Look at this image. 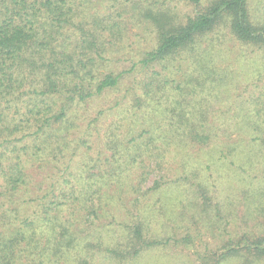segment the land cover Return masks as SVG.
I'll use <instances>...</instances> for the list:
<instances>
[{
	"label": "trees",
	"instance_id": "obj_1",
	"mask_svg": "<svg viewBox=\"0 0 264 264\" xmlns=\"http://www.w3.org/2000/svg\"><path fill=\"white\" fill-rule=\"evenodd\" d=\"M258 4L0 0V264H264Z\"/></svg>",
	"mask_w": 264,
	"mask_h": 264
},
{
	"label": "rangeland",
	"instance_id": "obj_2",
	"mask_svg": "<svg viewBox=\"0 0 264 264\" xmlns=\"http://www.w3.org/2000/svg\"><path fill=\"white\" fill-rule=\"evenodd\" d=\"M263 0H249V6L251 8V12H257L258 10V2H262ZM176 6H178L180 14L184 17L186 15H193V9L192 6L187 5L184 1H175L174 2ZM133 31V30H132ZM129 42V41H128ZM144 44V43H143ZM142 44L141 47L144 45ZM128 45V43H127ZM130 47V46H128ZM127 47V48H128ZM237 47H239L237 45ZM126 48V49H127ZM137 48L136 45H132V48L128 49H134ZM236 54H241L243 53H249L250 56H254L255 53L251 54L250 49H244L243 51L239 48L234 49ZM117 57V56H116ZM129 63L125 61H119L117 65H113L116 68V71H119L125 67H127ZM245 64L250 65V60L245 59ZM244 72V70H243ZM233 100V98H231ZM231 100V101H232ZM234 101V100H233ZM232 101V102H233ZM229 102H218L214 104V108H221V109H226L227 105ZM232 105V103H231ZM236 104H233L232 107L234 108ZM155 178L154 173L151 174L149 177V184L151 183V180ZM171 194V193H170ZM174 194H171L170 197H172ZM193 230L191 231V233ZM185 234V232H183ZM182 234H177L176 237H179ZM181 237V236H180ZM217 238H213L212 236H203L201 239H197L192 243L190 246H169L165 249H158V250H152L144 253L139 259H137L135 262H131L130 264H191L193 263L194 257H195V252H201L205 250L206 248L208 249H215L216 245L218 244Z\"/></svg>",
	"mask_w": 264,
	"mask_h": 264
}]
</instances>
